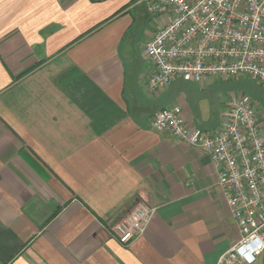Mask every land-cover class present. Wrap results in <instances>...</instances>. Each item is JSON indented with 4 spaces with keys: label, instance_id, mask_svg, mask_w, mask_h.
<instances>
[{
    "label": "crops",
    "instance_id": "0c3cea01",
    "mask_svg": "<svg viewBox=\"0 0 264 264\" xmlns=\"http://www.w3.org/2000/svg\"><path fill=\"white\" fill-rule=\"evenodd\" d=\"M139 5L0 0V264H224L237 241L206 151L150 126L173 104L196 125L182 80L148 97L142 65L134 92L157 109L131 114L122 49ZM143 198L154 212L123 244L110 224Z\"/></svg>",
    "mask_w": 264,
    "mask_h": 264
},
{
    "label": "built area",
    "instance_id": "2783aa9c",
    "mask_svg": "<svg viewBox=\"0 0 264 264\" xmlns=\"http://www.w3.org/2000/svg\"><path fill=\"white\" fill-rule=\"evenodd\" d=\"M156 19L141 53L142 74L152 96L175 80L247 79L264 93V0H136ZM208 154L217 183L239 231L224 253V264H256L264 252V119L256 99L233 92L213 129L189 124L180 105L157 109L150 121ZM154 208L139 199L128 213L110 224L123 244L137 238Z\"/></svg>",
    "mask_w": 264,
    "mask_h": 264
},
{
    "label": "rangeland",
    "instance_id": "374dc122",
    "mask_svg": "<svg viewBox=\"0 0 264 264\" xmlns=\"http://www.w3.org/2000/svg\"><path fill=\"white\" fill-rule=\"evenodd\" d=\"M155 24L156 19L153 16H150L139 27L136 28L134 26L128 34L129 36L130 33H134V45L136 46L137 51L140 53L139 63L136 68V71L138 72L142 65L145 64V66H147V60L141 53V50L145 37L149 34V32L153 30ZM181 83L184 90L183 94H185V96H187L188 98L194 96L195 99H197V107L199 109L200 117L203 119H209L212 111L220 115L230 95L233 92L235 93L240 90L236 88L238 85H248L249 87L255 89L258 95L262 94L264 98V93L262 92L260 87L254 82H251L247 79H233L230 81L210 80L209 84H206L203 90L199 89V84L197 83L183 80L181 81ZM147 95L148 97L152 96L150 93H148V91ZM257 106L259 108L260 116L264 119V99H260L259 103H257ZM256 264H264V252L257 259Z\"/></svg>",
    "mask_w": 264,
    "mask_h": 264
},
{
    "label": "water",
    "instance_id": "95a60500",
    "mask_svg": "<svg viewBox=\"0 0 264 264\" xmlns=\"http://www.w3.org/2000/svg\"><path fill=\"white\" fill-rule=\"evenodd\" d=\"M147 10L143 4H140L138 7V14L135 22V27H139L143 24V22L147 19ZM128 38L126 39L123 49L122 55L127 61V67L125 71V81H126V93L130 101V111L131 114L138 118L141 113H152L156 110V106H148L138 103L136 94L134 92V83L136 79V68L139 63V55L134 46V33H130ZM194 120L197 126L205 127L204 123L200 119L198 110L194 107Z\"/></svg>",
    "mask_w": 264,
    "mask_h": 264
},
{
    "label": "trees",
    "instance_id": "16d2710c",
    "mask_svg": "<svg viewBox=\"0 0 264 264\" xmlns=\"http://www.w3.org/2000/svg\"><path fill=\"white\" fill-rule=\"evenodd\" d=\"M236 88L240 89L241 91L251 94L256 99L257 103H259L260 99H264L262 94L258 95L256 90L253 89L252 87H249L248 85H238Z\"/></svg>",
    "mask_w": 264,
    "mask_h": 264
},
{
    "label": "flooded vegetation",
    "instance_id": "af4514ba",
    "mask_svg": "<svg viewBox=\"0 0 264 264\" xmlns=\"http://www.w3.org/2000/svg\"><path fill=\"white\" fill-rule=\"evenodd\" d=\"M156 109H157V107H156Z\"/></svg>",
    "mask_w": 264,
    "mask_h": 264
}]
</instances>
